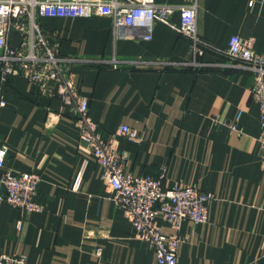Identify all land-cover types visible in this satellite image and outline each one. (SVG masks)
I'll return each instance as SVG.
<instances>
[{"label": "crops", "instance_id": "obj_1", "mask_svg": "<svg viewBox=\"0 0 264 264\" xmlns=\"http://www.w3.org/2000/svg\"><path fill=\"white\" fill-rule=\"evenodd\" d=\"M155 1L194 2L202 39L225 47L236 34L264 54V0ZM170 20L178 25V13ZM39 21L45 30L58 31L63 55L124 61L75 64L71 72L88 97L89 116L123 156L125 170L157 175L165 169V185L187 183L213 194L207 221L185 220L176 231L179 263L264 264V159L258 154L259 113L251 73L210 51L202 56L210 64L206 69L138 65L191 58L188 39L161 22L153 23L146 40L114 38L110 19L99 15L43 16ZM17 40L9 35L12 45ZM2 97L5 168L39 176L33 200L42 208L28 212L1 205L0 253L24 255L25 264H157L151 244L134 233L114 203L68 107L58 98L37 95L21 77L9 79ZM47 111L61 116L46 129ZM238 112L240 133L226 125ZM122 124L138 137L118 133Z\"/></svg>", "mask_w": 264, "mask_h": 264}, {"label": "built area", "instance_id": "obj_2", "mask_svg": "<svg viewBox=\"0 0 264 264\" xmlns=\"http://www.w3.org/2000/svg\"><path fill=\"white\" fill-rule=\"evenodd\" d=\"M174 13L179 15V24L171 22ZM99 15L110 19L114 38H151L152 25L161 22L190 43L191 58L180 63L152 61L138 65H171L182 70L208 67L202 56L206 51L225 55L251 73V94L258 103L260 135L258 154L264 159V54L253 50L252 42L233 34L225 47H218L202 39L196 26V3L168 4L155 0H0V108L5 104L2 88L11 77H21L30 82L35 93L47 98H58L68 107L69 116L74 119L79 140L89 150L92 158L101 168V177L113 192L112 199L131 222L134 233L148 241L154 251L157 264H180L177 235L183 221L194 224L208 219V204L213 198L211 192L200 190L196 185L175 182L164 184L165 169L157 175L134 174L124 169L123 156L114 151L102 135L98 124L88 114V97L81 93L71 67L80 63H102L114 66L124 61L92 60L59 53L58 31L45 30L39 18L74 17ZM17 35L15 45L9 42V35ZM61 114L47 111L44 127L49 121L58 120ZM236 114L233 121H227L231 131L240 133ZM117 132L129 139L137 138L135 129L126 124ZM6 147L0 143V208L3 203L28 212L42 207L33 200L39 176L33 171H16L5 168ZM76 185H73L75 188ZM166 223L173 231L166 232L157 223ZM101 253V248L96 249ZM0 264H25L24 255L0 253Z\"/></svg>", "mask_w": 264, "mask_h": 264}, {"label": "trees", "instance_id": "obj_3", "mask_svg": "<svg viewBox=\"0 0 264 264\" xmlns=\"http://www.w3.org/2000/svg\"><path fill=\"white\" fill-rule=\"evenodd\" d=\"M207 67H205V68H201V69H206ZM187 69H193V68H187Z\"/></svg>", "mask_w": 264, "mask_h": 264}]
</instances>
